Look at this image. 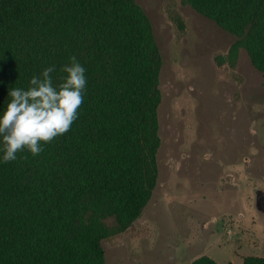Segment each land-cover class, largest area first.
<instances>
[{
	"label": "trees",
	"instance_id": "trees-1",
	"mask_svg": "<svg viewBox=\"0 0 264 264\" xmlns=\"http://www.w3.org/2000/svg\"><path fill=\"white\" fill-rule=\"evenodd\" d=\"M185 1L246 41L264 72V0ZM71 55L88 80L78 118L39 155L0 164V264H106L102 240L127 229L156 186L163 58L145 10L135 0H0V107L50 64L59 83Z\"/></svg>",
	"mask_w": 264,
	"mask_h": 264
},
{
	"label": "rangeland",
	"instance_id": "rangeland-1",
	"mask_svg": "<svg viewBox=\"0 0 264 264\" xmlns=\"http://www.w3.org/2000/svg\"><path fill=\"white\" fill-rule=\"evenodd\" d=\"M135 1L163 58L158 176L141 215L102 240L106 264L264 256V72L187 1Z\"/></svg>",
	"mask_w": 264,
	"mask_h": 264
},
{
	"label": "clouds",
	"instance_id": "clouds-1",
	"mask_svg": "<svg viewBox=\"0 0 264 264\" xmlns=\"http://www.w3.org/2000/svg\"><path fill=\"white\" fill-rule=\"evenodd\" d=\"M55 71L50 64L30 77L28 87L8 89L0 107V164L15 161L18 152L39 155L78 118L88 83L86 68L71 55L62 66L65 75L54 84Z\"/></svg>",
	"mask_w": 264,
	"mask_h": 264
}]
</instances>
